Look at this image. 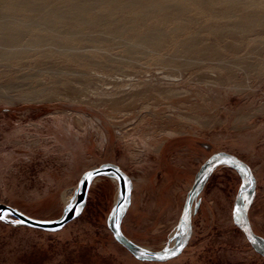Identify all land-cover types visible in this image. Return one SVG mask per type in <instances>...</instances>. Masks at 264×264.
<instances>
[{
    "label": "rangeland",
    "instance_id": "obj_1",
    "mask_svg": "<svg viewBox=\"0 0 264 264\" xmlns=\"http://www.w3.org/2000/svg\"><path fill=\"white\" fill-rule=\"evenodd\" d=\"M259 38L251 59L260 64L249 71L233 62L228 71L211 60L171 68L137 55L116 69L86 68L89 78L70 76L73 84L43 76L44 89L37 91L50 95L45 100L7 91L8 100H0V202L32 217L57 218L63 195L73 197L80 176L113 162L133 182L122 231L158 250L173 242L200 166L220 151L251 167L248 217L264 237V33ZM216 49L230 61L244 53L232 54L222 44ZM240 182L236 170L217 166L194 201L192 234L182 253L148 261L114 239L107 219L117 184L97 177L80 215L58 231L0 221V264H264L233 223Z\"/></svg>",
    "mask_w": 264,
    "mask_h": 264
},
{
    "label": "bare ground",
    "instance_id": "obj_2",
    "mask_svg": "<svg viewBox=\"0 0 264 264\" xmlns=\"http://www.w3.org/2000/svg\"><path fill=\"white\" fill-rule=\"evenodd\" d=\"M263 33L264 0H0V100L15 89L26 101L45 100L43 76L72 83L89 78L86 68L116 69L137 55L171 68L211 60L249 71L260 64L252 46ZM218 44L244 53L224 59Z\"/></svg>",
    "mask_w": 264,
    "mask_h": 264
},
{
    "label": "water",
    "instance_id": "obj_3",
    "mask_svg": "<svg viewBox=\"0 0 264 264\" xmlns=\"http://www.w3.org/2000/svg\"><path fill=\"white\" fill-rule=\"evenodd\" d=\"M219 165H227L236 170L240 175L241 182L235 195L232 208L233 223L242 231L245 239L254 251L264 257V237L258 235L252 229L248 217V210L255 188L253 171L242 159L233 154L220 151L213 153L202 163L197 171L194 181L185 197L182 212L178 219V229L174 236V242L171 246L169 244L162 249H148L128 238L122 231L121 224L130 205L133 182L130 175L113 162H105L90 168L80 176L75 186V193L71 198L72 201L64 205L59 217L54 219L32 217L9 204L0 202V212L11 210V212L14 213V215H9L2 222L10 225H24L50 232L58 231L68 222L80 215L86 204L89 187L95 178L101 176L113 177L117 182V190L113 206L108 215L107 225L114 239L140 260L166 261L181 254L188 244L192 234V213L196 208L193 207L194 201L202 191L212 171ZM237 165H239V167H237ZM241 169H244V171L241 172ZM89 173L93 175L89 176ZM237 208L242 210L240 216L234 215V211ZM238 220H240L241 223H238ZM165 249L169 251L166 252ZM172 251L175 252L174 255L171 254ZM141 253H145L146 255L141 257ZM157 257L166 258L158 259Z\"/></svg>",
    "mask_w": 264,
    "mask_h": 264
},
{
    "label": "snow or ice",
    "instance_id": "obj_4",
    "mask_svg": "<svg viewBox=\"0 0 264 264\" xmlns=\"http://www.w3.org/2000/svg\"><path fill=\"white\" fill-rule=\"evenodd\" d=\"M227 162V161H226ZM237 167H239V165H237ZM244 169H241V172H243ZM89 176H92V173L88 174ZM242 214V210L237 208L234 211V215L235 216H240ZM9 215H14L13 212H11V210H5L4 212H0V221H4ZM238 223H241L240 220L237 221ZM166 252H168L169 250L165 249ZM172 255L175 254L174 251L171 252ZM144 255H146L145 253H141V257H143ZM158 259H165L166 257H157Z\"/></svg>",
    "mask_w": 264,
    "mask_h": 264
}]
</instances>
